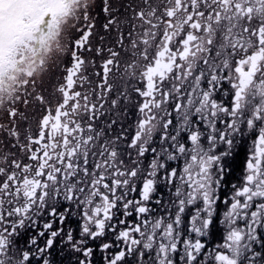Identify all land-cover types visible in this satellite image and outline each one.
<instances>
[{"label": "snow or ice", "instance_id": "snow-or-ice-1", "mask_svg": "<svg viewBox=\"0 0 264 264\" xmlns=\"http://www.w3.org/2000/svg\"><path fill=\"white\" fill-rule=\"evenodd\" d=\"M0 264H264V0H0Z\"/></svg>", "mask_w": 264, "mask_h": 264}]
</instances>
